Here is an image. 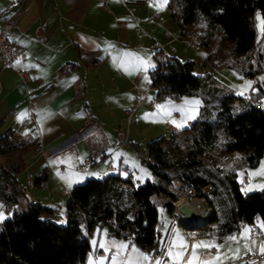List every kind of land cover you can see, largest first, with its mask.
I'll use <instances>...</instances> for the list:
<instances>
[{
  "label": "crops",
  "instance_id": "1",
  "mask_svg": "<svg viewBox=\"0 0 264 264\" xmlns=\"http://www.w3.org/2000/svg\"><path fill=\"white\" fill-rule=\"evenodd\" d=\"M16 7L17 0H0V11L13 14ZM41 25L46 34L42 44L36 36ZM9 38L19 51L16 67L31 70L30 103L17 93L15 70L0 65V132L19 127L24 138L31 128L38 134L40 146L18 171L25 173L23 180L28 186H23L24 204L40 200L63 210L73 185L88 176L106 177L110 172L122 176L131 172L134 181L141 183L132 175L131 167L122 162L123 155L114 159L120 146H113L114 131L116 124L120 129L126 119L125 139L137 142L145 138L147 126L158 127L152 135H163L171 123V113L165 107L151 113L159 119L157 124L143 122L144 106L153 110L157 105H174L156 102L159 96L152 92L148 77L157 58L173 54L179 59L186 57L187 44L170 17L169 0H28ZM157 44L163 49L159 50ZM138 98L142 99L139 105ZM129 108L134 109L131 119L125 113ZM175 112L174 117L180 115ZM189 117L191 114L183 117L187 123L192 122ZM95 151L101 155L93 165L79 169ZM236 161L238 170L247 162L240 152ZM42 170L46 177L37 180L35 175ZM168 215L158 224L160 239L165 237L159 254L145 250L133 236L118 237L107 224L96 223L89 234L90 251L83 264H239L238 257L243 253L264 247V234L256 237L248 225L235 230L212 225L205 232L176 221L180 225L175 224L169 232L174 221ZM101 242L104 247H100ZM201 242L214 246L193 250L192 246ZM101 249L105 254H95ZM141 254L149 258L145 260Z\"/></svg>",
  "mask_w": 264,
  "mask_h": 264
},
{
  "label": "trees",
  "instance_id": "2",
  "mask_svg": "<svg viewBox=\"0 0 264 264\" xmlns=\"http://www.w3.org/2000/svg\"><path fill=\"white\" fill-rule=\"evenodd\" d=\"M27 2L17 0L13 14L22 12ZM169 7L179 37L185 30L195 35L196 24L200 23L199 44L204 49L217 42L228 43L224 53L237 57L240 74L256 78L264 72V48L259 47L254 26L259 9L264 30V0H169ZM217 53L219 50H215ZM157 59L148 78L159 97L177 99L182 94H196L204 84L205 75L193 72L194 61L176 56ZM93 61L98 62L96 58ZM219 64L229 66L222 61ZM255 84L256 90L250 91L262 102L264 79H257ZM239 101L246 103L241 110L233 111V104ZM216 106L213 118L199 115L185 127L190 132L160 135L147 142L146 150L138 142L125 139L140 162L155 173L156 180L148 178L138 183L131 172L126 176L119 172L106 177L88 176L73 185L63 210L40 200L28 201L20 211L0 219V264H83L90 251L89 234L96 223L107 224L118 237L133 236L145 250L159 254L165 237L160 239L158 205L172 216L171 204L165 199L169 192L162 182L173 174L195 186L215 178V191L207 195L212 214L193 227L206 232L211 224L213 228L235 230L237 221L246 219L257 220L264 229V189L241 195L237 173L229 171L219 176L216 159L210 154L236 149L249 164H256L264 154V113L235 93L222 96ZM30 130L24 138L19 127L0 132V157L15 153L18 158L9 166L0 163V198L7 208L25 194L17 173L40 149L38 134ZM207 157L212 161L207 163ZM45 177L43 170L35 175L37 180ZM60 216H65L64 223L57 221Z\"/></svg>",
  "mask_w": 264,
  "mask_h": 264
},
{
  "label": "rangeland",
  "instance_id": "3",
  "mask_svg": "<svg viewBox=\"0 0 264 264\" xmlns=\"http://www.w3.org/2000/svg\"><path fill=\"white\" fill-rule=\"evenodd\" d=\"M199 25L200 23L196 24L195 35H194L195 39L198 42V49L191 48L187 45L186 57H181L180 59L182 61H186V60L194 61L193 72L196 75H205L204 84L198 89L196 94H182L179 96L181 98L173 99V100L171 99V97L166 95L157 97L156 96L157 89L152 88V92L156 96V102L158 101V103H174V105L172 104H169L167 106L165 105V108H167V110H169V112L171 113V117H172L171 123H173L172 121H176V123L173 124L175 125L177 123L180 124V127H178L181 129L180 134L182 133L184 134V132H190L188 129L185 128L187 126L186 125L187 120L186 119L184 120L183 118L185 117V115L191 114L192 121H194L199 115L203 118H213L215 110L217 109L216 103L222 96L233 93L239 96L243 95L245 91H249L251 88H255L256 86L255 83L257 79L260 80L264 79L263 71L259 72L256 78H250L240 74L237 67V60H236L237 57L229 53L228 54L224 53V49L226 46H228V43L217 42L214 43L213 47L204 49L199 44V34H198ZM254 26H255L257 38L259 40V47L260 49H262L264 48V30H263V22L259 9H257L255 12ZM215 50H219V53L214 54ZM206 55H210L208 60H204V57ZM172 56L178 57L177 54L176 55L173 54ZM219 61L228 63L229 66H226L225 64H219ZM261 100L264 103L263 96ZM191 101H199V104H195L196 106L194 107L193 106L194 104L191 103ZM205 102H208L209 104H206ZM181 103H186V104L182 105ZM244 103H246V101L236 102L235 104H233L232 110L233 111L241 110L242 105ZM170 105L172 106L170 107ZM190 105L193 107H189ZM144 108H145V116H144L145 118L143 122L145 124L151 123L150 125L154 123L157 124V121L159 119L154 118L153 115H151V113L152 114L155 113L157 107H155L153 110L149 109L147 106H144ZM184 110L185 112H182ZM175 111H178L180 115L174 117L173 113ZM127 128H128V123L126 119L122 123L120 129L118 124H116L115 126V131H114L115 140L113 146H117L120 143L121 148L119 149L120 146L116 148L118 149V151L115 154H113L114 159L116 160L119 157H121V155H123L122 162L127 163L132 169V175L137 179L139 178L142 182H144L148 178L156 180L155 173H153L148 166L140 162L134 147L129 143H125V135ZM157 128L158 127L153 125L147 126L145 138L137 141L141 148L146 150L145 148L147 142L161 135V133H157L153 135L151 134L152 131L156 130ZM218 132L220 136H222L220 131ZM169 133L170 131L168 129L163 130V134L169 135ZM240 156L242 157L243 154L240 153ZM17 159L18 158H15V153H12L9 156H1L0 163L9 166L10 162L11 163L17 162ZM211 161H212L211 158L207 157V163ZM242 169H245L252 178V182L248 184L247 190L253 191V190L264 189V154L261 156V158L256 164L251 165L248 162H244V166ZM22 172L21 173L19 172L17 174L18 184L19 186L22 185L21 187L25 185L27 188L28 186L24 183L23 180L25 173ZM24 203H25L24 195H20L18 201L7 208L6 202L2 198H0V215H2L4 218L10 214H13L14 210L20 211L22 207H24L25 205ZM158 207H159V220H162V218H168L169 215L167 213V209L161 205H158ZM57 221L64 223L66 219L64 218V216H60L59 218H57ZM175 224L180 225V223L174 221L173 224L171 225L169 232L171 231V229Z\"/></svg>",
  "mask_w": 264,
  "mask_h": 264
},
{
  "label": "built area",
  "instance_id": "4",
  "mask_svg": "<svg viewBox=\"0 0 264 264\" xmlns=\"http://www.w3.org/2000/svg\"><path fill=\"white\" fill-rule=\"evenodd\" d=\"M21 12L17 14H10L7 11H0V65L12 67L17 75L18 82L16 85L17 93L21 96L26 97L27 103H30L28 99V83L31 81V70L25 68L16 67L15 63L18 58V49L12 43L9 38V32L11 28L17 21L18 16ZM139 32V30L137 31ZM37 41L42 44L46 39L45 27L43 25L39 26L36 29ZM166 38H169L170 34L165 32ZM182 39L185 43L194 49L198 48V42L195 39L194 34L185 30ZM159 50H162L163 47L159 44L156 45ZM169 49L172 52H175V49L169 45ZM259 49L257 46L254 47V54L259 61ZM245 99L249 100L256 108L264 113V103L254 96V93L251 91L244 92L242 95ZM137 105L142 103V99L138 98L136 100ZM152 106V103L150 104ZM134 109L129 108L125 110L128 119H131ZM177 114V112H175ZM188 126L191 125V122L187 123ZM168 130L170 132L177 133L180 131V128L175 125L168 123ZM210 154L216 159L217 165L220 169L219 176L225 175L227 172H236L239 178L238 187L241 192V195L247 193V185L251 182V176L245 169L238 170L236 165V156L238 151L236 149H231L225 153H213ZM101 155L100 151L91 152L85 163L81 165L79 169L90 168L93 163ZM63 168L64 166H60ZM215 178H212L210 181L195 186L192 183L182 179L180 176L173 174L168 177L167 180L162 182L168 190V194L165 196V199L171 204V214L173 221H182V220H193L196 219L197 223L205 221L212 214V206L207 199V195L215 191ZM31 184V182H29ZM246 225L250 227V232L256 237L260 238L264 234V229L259 225L257 220H252L248 222L246 219H240L236 223V227L243 228ZM211 224L208 226V230ZM109 256H112L114 252L110 250ZM95 254H105L104 250H99ZM239 264H260L264 262V253L260 250L248 251L243 253L238 257Z\"/></svg>",
  "mask_w": 264,
  "mask_h": 264
},
{
  "label": "snow or ice",
  "instance_id": "5",
  "mask_svg": "<svg viewBox=\"0 0 264 264\" xmlns=\"http://www.w3.org/2000/svg\"><path fill=\"white\" fill-rule=\"evenodd\" d=\"M17 63H19V61H17ZM191 103L198 104L199 101H191ZM164 107H165V105H157V109H163ZM169 115H170V113H169ZM189 118H192V117H189ZM173 123H176V121H173ZM176 126L180 127V124L177 123ZM69 186H71V185H69ZM0 219H3L2 215H0ZM230 239H235V237H232ZM93 244L95 245L96 241H93ZM200 246L211 247V246H214V245H208V244H204V242H201V244L193 245L192 247H193V250H195V248L200 247ZM100 247H104L103 242H101ZM121 247H126V245H121ZM217 247H219V246H217ZM105 250L107 251V249H105ZM134 251H135V249H134ZM261 252L264 253V247H262ZM169 254L171 255V253H169ZM141 255H144V254H141ZM193 256H195V251H193ZM148 258L149 257L147 255H144V259L145 260H147ZM113 260H115V257H113ZM156 264H160V261H157ZM189 264H191V262H189Z\"/></svg>",
  "mask_w": 264,
  "mask_h": 264
},
{
  "label": "water",
  "instance_id": "6",
  "mask_svg": "<svg viewBox=\"0 0 264 264\" xmlns=\"http://www.w3.org/2000/svg\"><path fill=\"white\" fill-rule=\"evenodd\" d=\"M181 222L185 223L186 225H192V224L197 223V220L196 219H193V220H182Z\"/></svg>",
  "mask_w": 264,
  "mask_h": 264
}]
</instances>
